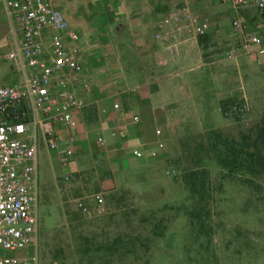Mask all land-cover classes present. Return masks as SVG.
Instances as JSON below:
<instances>
[{
  "label": "crops",
  "instance_id": "crops-1",
  "mask_svg": "<svg viewBox=\"0 0 264 264\" xmlns=\"http://www.w3.org/2000/svg\"><path fill=\"white\" fill-rule=\"evenodd\" d=\"M51 2L80 34L84 63L74 85L87 106L76 115L78 126L73 132L77 154L65 169H74L76 162L85 168L88 161L100 160L103 166L97 168L98 186L111 185L107 169L140 171L164 163L174 142L184 137L182 130L190 133L218 128L223 118L216 119L223 117L224 104L237 84L243 83L246 67L253 62V56L230 58L219 51L226 47L228 52L233 42L231 21L235 15L257 26L259 12L254 4L236 11L232 0ZM184 4L208 23L206 34L197 35L182 17L165 22L172 10ZM17 27L15 16L1 0L0 85L17 83L24 76L15 61L4 59L22 40ZM115 102L120 104L119 110L113 109ZM135 117L138 122H133ZM119 123L130 127L125 149L124 140L116 133ZM60 131L64 141L53 150L59 160L67 144L66 129L60 126ZM99 136L105 138L106 147L97 142ZM160 142L164 147L158 149L159 158H136L132 153L133 148L145 152L157 149ZM76 171L84 174L82 183L88 179L85 172ZM77 213L82 217L81 211Z\"/></svg>",
  "mask_w": 264,
  "mask_h": 264
},
{
  "label": "rangeland",
  "instance_id": "rangeland-1",
  "mask_svg": "<svg viewBox=\"0 0 264 264\" xmlns=\"http://www.w3.org/2000/svg\"><path fill=\"white\" fill-rule=\"evenodd\" d=\"M45 42L49 44V34ZM219 53L228 54L226 47ZM242 81L249 116L240 120L223 114L216 119L223 118L217 129L238 134L259 121L264 110V63L253 58ZM207 131L182 130L184 137L174 142L162 164L140 171L107 169L112 182L106 187L98 186L97 168L103 162L94 160L85 168L76 162L69 169L85 172L88 179L83 183L78 178L65 180L61 173L66 169L38 133L39 264H264V180H255L250 187L242 177L228 176L215 163H206L210 212L202 228L191 222L199 196L192 199L183 174L194 164L193 142ZM98 191L103 208L98 216L84 219L77 213V201L85 197L93 204L91 195ZM35 253L36 248H27L10 255Z\"/></svg>",
  "mask_w": 264,
  "mask_h": 264
},
{
  "label": "built area",
  "instance_id": "built-area-1",
  "mask_svg": "<svg viewBox=\"0 0 264 264\" xmlns=\"http://www.w3.org/2000/svg\"><path fill=\"white\" fill-rule=\"evenodd\" d=\"M3 1L9 14L18 22L16 31L22 33L20 44L4 59L15 61L24 76L17 83L0 85V264H39L38 133L51 150H57L64 141L60 126L66 129L67 144L60 161L67 168L77 154V137L73 132L78 126L76 115L87 106L74 85L75 79L84 71V63L80 34L51 0ZM249 4L258 8V24L253 26L235 15L231 21L234 39L227 53L230 58L240 54L253 56L262 64L264 0H232L236 11ZM179 17L197 35L208 31V23L195 16L186 4L172 10L165 22ZM113 109L119 110L120 104L115 102ZM250 110L244 85L240 83L226 101L223 114L243 120ZM138 121V117L133 119V122ZM116 133L124 140L123 148H128L125 141L129 137V125L117 124ZM97 142L101 147L107 145L103 136H99ZM157 146L149 152L133 148L132 153L136 158L149 156L156 159L158 149L164 144L160 142ZM63 177L65 180L78 178L81 182L84 174L66 169ZM91 197L93 204H88L85 197L77 201L84 219L98 216L103 208L101 191L94 192ZM27 248H36V253L22 257L10 255Z\"/></svg>",
  "mask_w": 264,
  "mask_h": 264
},
{
  "label": "trees",
  "instance_id": "trees-1",
  "mask_svg": "<svg viewBox=\"0 0 264 264\" xmlns=\"http://www.w3.org/2000/svg\"><path fill=\"white\" fill-rule=\"evenodd\" d=\"M191 144V141L184 142V145ZM193 145L194 164L185 168L183 182L187 185L192 199L199 196L190 216L192 224L202 228L204 219L210 212L206 163H215L225 169L228 176L242 177L250 187L255 180H264V110L259 121L247 130L234 134L222 129H210L200 134L199 140L193 142ZM116 195H111L112 200Z\"/></svg>",
  "mask_w": 264,
  "mask_h": 264
}]
</instances>
